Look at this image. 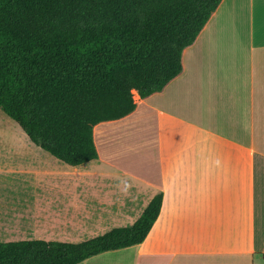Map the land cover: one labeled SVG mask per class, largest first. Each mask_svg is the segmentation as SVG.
I'll list each match as a JSON object with an SVG mask.
<instances>
[{"label":"crops","instance_id":"crops-1","mask_svg":"<svg viewBox=\"0 0 264 264\" xmlns=\"http://www.w3.org/2000/svg\"><path fill=\"white\" fill-rule=\"evenodd\" d=\"M182 65L131 115L95 127L90 163L0 141V243L51 241L67 211L90 213L69 221L95 238L161 194L142 244L81 264H264V0H223Z\"/></svg>","mask_w":264,"mask_h":264},{"label":"trees","instance_id":"trees-1","mask_svg":"<svg viewBox=\"0 0 264 264\" xmlns=\"http://www.w3.org/2000/svg\"><path fill=\"white\" fill-rule=\"evenodd\" d=\"M223 0H0V111L76 167L98 159L94 129L131 115L183 70ZM157 195L131 227L81 243H0V264H81L142 244Z\"/></svg>","mask_w":264,"mask_h":264},{"label":"rangeland","instance_id":"rangeland-1","mask_svg":"<svg viewBox=\"0 0 264 264\" xmlns=\"http://www.w3.org/2000/svg\"><path fill=\"white\" fill-rule=\"evenodd\" d=\"M2 140H28V137L26 134L21 130V128L18 126L17 123L12 121L10 118H8L2 111H0V141ZM121 152L124 155H129V147L126 146L125 149H122ZM48 157L49 154H46ZM52 159V158H51ZM66 208V206H65ZM65 215V219L63 222H57V224H54L58 226H61L58 228V232L56 234L49 235L46 239L51 241H62V242H70V243H81L88 241L92 239L94 235H80L77 231H75V228H73V224L70 223L69 219H76V216H82L84 215H90V213H79V212H65L63 213ZM80 219V218H79ZM72 227V228H71ZM96 236H100L103 233H100L101 231H98ZM90 236V237H88Z\"/></svg>","mask_w":264,"mask_h":264},{"label":"built area","instance_id":"built-area-1","mask_svg":"<svg viewBox=\"0 0 264 264\" xmlns=\"http://www.w3.org/2000/svg\"><path fill=\"white\" fill-rule=\"evenodd\" d=\"M263 258H264V253H263Z\"/></svg>","mask_w":264,"mask_h":264}]
</instances>
